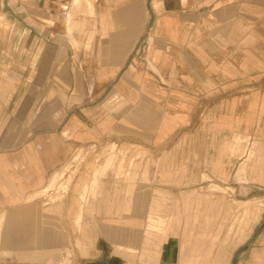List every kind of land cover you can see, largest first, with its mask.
Returning a JSON list of instances; mask_svg holds the SVG:
<instances>
[{
	"label": "crops",
	"instance_id": "crops-1",
	"mask_svg": "<svg viewBox=\"0 0 264 264\" xmlns=\"http://www.w3.org/2000/svg\"><path fill=\"white\" fill-rule=\"evenodd\" d=\"M5 7L20 10L21 55L36 57L0 69L13 73L0 76V209L12 223L45 215L24 202L50 189L79 147L106 138L131 141L137 166L115 186L102 182L87 209L71 213L85 216L67 230L76 264H136L140 228L158 214V200L175 198L173 185L186 202L189 183L228 184L233 195L259 191L241 199H260L264 215V0H9ZM71 22L82 28L71 31ZM145 53V64L124 69L132 54L140 62ZM81 55L99 56L100 67L76 63ZM92 71L100 72L95 81L79 75ZM121 71L110 81L109 72ZM237 135L253 145L239 182ZM27 224L20 240L11 228L6 247L17 249L3 264H62L61 230Z\"/></svg>",
	"mask_w": 264,
	"mask_h": 264
},
{
	"label": "rangeland",
	"instance_id": "rangeland-1",
	"mask_svg": "<svg viewBox=\"0 0 264 264\" xmlns=\"http://www.w3.org/2000/svg\"><path fill=\"white\" fill-rule=\"evenodd\" d=\"M7 1L9 0H0V65H7L0 69H12V65L35 62L36 58L32 56L26 61L27 57L21 55L19 19L16 25L14 23V18L19 17L20 10L6 8ZM6 13L9 18H6ZM116 30L117 28H110L109 31ZM146 53L142 56L146 61L140 62L132 54L126 60L124 69L135 70L137 65L145 64L149 60ZM63 59H66L65 62L68 60L71 62L69 56H64ZM74 59L80 65L86 63L92 68L100 67L99 56L81 55L75 56ZM123 72H109L108 77L110 81L116 82L122 77ZM10 74L13 73L0 72L1 77ZM79 75L81 77L87 75L89 78L92 76V80L95 81L100 72H81ZM8 85L12 86L10 82ZM129 143L131 144V141L106 138L93 141L92 145L79 147L58 169L56 175L60 174L61 177L53 186L24 202L26 206H36L45 212V215H36L33 223L21 226L22 222L19 219L12 223L13 217L0 209V264L17 249L6 247V242L12 235L11 228L14 230L13 236L20 240L22 235L20 230L24 229L26 234V224L30 230L46 229L49 232L54 227L60 229L61 238L64 240L61 251L64 256L62 264H74L76 255L69 247L70 234L67 230L70 224L71 229H77L76 226L85 216L79 214L75 216L71 213L80 211L82 213L84 208L87 209L90 200L100 190L102 182L111 181L115 186L114 181H122L124 177L133 175L139 153L129 151ZM252 146L248 137L236 136L238 182L241 181L240 175L245 172L242 162L251 158ZM93 178L96 181L95 189ZM205 179L207 178L204 177L203 180ZM125 186L126 184H123L122 188L125 189ZM228 186L189 183L183 187V191L189 194L186 202L184 197H180V185H173L171 191L175 198L158 200V214L147 216L140 228L142 234L138 245L140 249L132 252L133 261L136 264H143L144 261L146 263L151 261L152 264H264V215L259 214L263 202L260 199L256 201L241 199L245 196L260 195V192L238 190L233 195V189ZM110 222L111 220L107 219V223ZM129 254L131 255V253L127 255Z\"/></svg>",
	"mask_w": 264,
	"mask_h": 264
},
{
	"label": "bare ground",
	"instance_id": "bare-ground-1",
	"mask_svg": "<svg viewBox=\"0 0 264 264\" xmlns=\"http://www.w3.org/2000/svg\"><path fill=\"white\" fill-rule=\"evenodd\" d=\"M68 27L70 28L71 31H74L76 29H81L82 25L71 22V23H68ZM52 183H53V179H52L50 185L48 186V188L52 187Z\"/></svg>",
	"mask_w": 264,
	"mask_h": 264
}]
</instances>
